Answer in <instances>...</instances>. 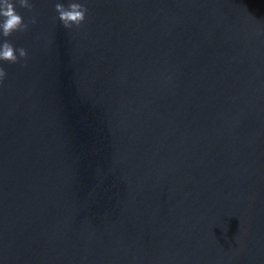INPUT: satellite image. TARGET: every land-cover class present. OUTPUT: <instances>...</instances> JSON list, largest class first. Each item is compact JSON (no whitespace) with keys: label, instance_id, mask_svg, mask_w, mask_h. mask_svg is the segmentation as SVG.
I'll return each mask as SVG.
<instances>
[{"label":"water","instance_id":"95a60500","mask_svg":"<svg viewBox=\"0 0 264 264\" xmlns=\"http://www.w3.org/2000/svg\"><path fill=\"white\" fill-rule=\"evenodd\" d=\"M35 2L0 264H264V0H87L71 30Z\"/></svg>","mask_w":264,"mask_h":264},{"label":"clouds","instance_id":"9594fccd","mask_svg":"<svg viewBox=\"0 0 264 264\" xmlns=\"http://www.w3.org/2000/svg\"><path fill=\"white\" fill-rule=\"evenodd\" d=\"M56 18L67 29H80L88 19L87 0H52ZM35 0H0V89L8 79L4 63L27 66L29 49L17 46L12 37L18 32H28L32 25L39 22L35 12ZM27 9L33 14L27 19L19 9Z\"/></svg>","mask_w":264,"mask_h":264}]
</instances>
